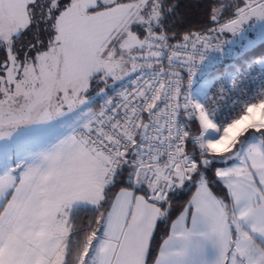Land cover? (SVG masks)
Wrapping results in <instances>:
<instances>
[{
	"label": "snow or ice",
	"instance_id": "snow-or-ice-1",
	"mask_svg": "<svg viewBox=\"0 0 264 264\" xmlns=\"http://www.w3.org/2000/svg\"><path fill=\"white\" fill-rule=\"evenodd\" d=\"M175 22L172 0H0V264H264V0Z\"/></svg>",
	"mask_w": 264,
	"mask_h": 264
},
{
	"label": "trees",
	"instance_id": "trees-1",
	"mask_svg": "<svg viewBox=\"0 0 264 264\" xmlns=\"http://www.w3.org/2000/svg\"><path fill=\"white\" fill-rule=\"evenodd\" d=\"M172 2H174L176 5V22L174 31L178 34V38L179 35L183 34L186 30H194L195 28L199 27L205 20V9L208 0H172ZM219 3L227 5L229 2L225 0H219ZM224 14L227 15V13ZM247 51L255 53L264 52V39L254 44L252 48L248 49ZM2 55L3 54L0 53V56ZM236 59H238V57ZM236 59L227 62L234 63ZM209 175H211V173H209ZM214 190L220 194H223L222 189H220L219 186H216ZM189 196L190 193L187 192L178 193L174 200L173 209L179 210L186 199L189 198ZM165 231L166 227L164 225H160L157 230L156 239L159 240Z\"/></svg>",
	"mask_w": 264,
	"mask_h": 264
},
{
	"label": "rangeland",
	"instance_id": "rangeland-1",
	"mask_svg": "<svg viewBox=\"0 0 264 264\" xmlns=\"http://www.w3.org/2000/svg\"><path fill=\"white\" fill-rule=\"evenodd\" d=\"M225 1H227V2L230 3V0H225ZM247 35H248V39L251 40V41H253V45L256 44L257 42L263 40V39L260 38L259 33H258V30H257V31H254V30H251V29H250ZM230 38H231V37H230V34L225 35V36L223 37V39H230ZM253 45H252V46H253ZM231 64H233V62H225V63L223 64V66L219 67L218 71H216V72L210 74L209 77H211V76H215V75H217V74H219V73L224 72L225 69L228 68ZM216 66H217V65H216ZM254 76H255V75H254ZM253 84H254V83H253ZM233 99H236V97H233ZM229 103H231V101H229Z\"/></svg>",
	"mask_w": 264,
	"mask_h": 264
},
{
	"label": "built area",
	"instance_id": "built-area-1",
	"mask_svg": "<svg viewBox=\"0 0 264 264\" xmlns=\"http://www.w3.org/2000/svg\"><path fill=\"white\" fill-rule=\"evenodd\" d=\"M214 55H215V54H214ZM234 59H236V58H233V57H226L224 60L218 62V63L215 64V65H213L212 68H211L210 71H209V74H211V73L213 72V70L215 69L216 65L221 64V63H224V62H227V61H231V60H234ZM256 76H257V79H258V74H256ZM196 79H197V78H194V81H195ZM256 82H257V81H254V84H255ZM195 86H196V84L194 83V87H195ZM99 103H102V101H98V104H99ZM98 104H97V106H98Z\"/></svg>",
	"mask_w": 264,
	"mask_h": 264
},
{
	"label": "crops",
	"instance_id": "crops-1",
	"mask_svg": "<svg viewBox=\"0 0 264 264\" xmlns=\"http://www.w3.org/2000/svg\"><path fill=\"white\" fill-rule=\"evenodd\" d=\"M224 63H225V62H224ZM224 63L218 64V65L215 67L216 69L214 70V72L218 71L219 67L223 66ZM214 72H212V73H214ZM212 73H211V74H212ZM209 75H210V74H209ZM254 75L256 76V73H254ZM254 81H255V80H254ZM254 81H253L252 83H254ZM65 110H66V109H65ZM178 211H179L178 209H173V216H174L175 214H177Z\"/></svg>",
	"mask_w": 264,
	"mask_h": 264
}]
</instances>
